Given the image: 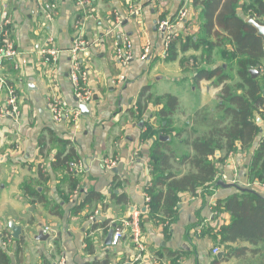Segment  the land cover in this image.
<instances>
[{
	"label": "crops",
	"instance_id": "0c3cea01",
	"mask_svg": "<svg viewBox=\"0 0 264 264\" xmlns=\"http://www.w3.org/2000/svg\"><path fill=\"white\" fill-rule=\"evenodd\" d=\"M79 1L0 0V41L9 27L19 51L1 69L8 85L17 90L19 107L17 115L4 114L7 94L0 89V252L7 255V264H59L61 260L63 264H123L139 255V264H264L263 251L251 254L249 249L256 247L246 242L235 244L248 248L245 256L224 260L225 252L218 258L224 245L218 246L211 234L202 235L203 228L229 223L228 213L213 218L212 205L232 194L233 186L216 189L203 206L200 198L183 196L169 233L164 232L166 225L147 217L145 190L152 178L154 139H144L143 125L149 121L157 129L162 108L153 99L177 96L171 133L185 129L180 136L196 137L201 132L199 124V129L193 128L197 112L212 109L221 91L220 86L208 85L211 80L194 81L197 61L193 58L201 50H182V41L199 31L201 7L193 0H89L85 7ZM250 4L251 0H242L237 7L245 20L251 19ZM181 10L187 11L183 19ZM162 19H171L177 34L173 60L163 54L165 40L157 29ZM78 38L89 43L79 59L93 95L76 120L59 123L53 120L47 99L55 87L67 105H77L69 69ZM125 38L134 49L127 69L113 53L115 41ZM146 42L151 52L142 59ZM51 47L61 50L53 68L42 54L43 48ZM124 74L126 78L120 80ZM139 100L144 105L141 115L135 112ZM61 152L62 158L69 155L71 167L54 166ZM251 153L229 154L222 180L235 174L264 196L263 186H250ZM104 159L117 163L108 168ZM26 183L39 195L25 191ZM76 189L79 195L73 201ZM89 194L91 201L75 209ZM135 210L144 219L146 249L137 248L129 228L119 243L107 245L109 231L122 226ZM12 222L22 227L19 238L13 237ZM216 247L220 251L215 254Z\"/></svg>",
	"mask_w": 264,
	"mask_h": 264
},
{
	"label": "trees",
	"instance_id": "16d2710c",
	"mask_svg": "<svg viewBox=\"0 0 264 264\" xmlns=\"http://www.w3.org/2000/svg\"><path fill=\"white\" fill-rule=\"evenodd\" d=\"M241 1H192L201 7L199 31L182 41V50H201L200 56L193 58L197 61L193 77L196 83L206 79L221 87L215 108L197 112L195 124L201 126L200 134L183 138L180 135L185 129H177V134L172 135L171 116L179 100L171 94L153 99L155 104L162 105L157 114L158 128L149 121L143 125L144 139H154L150 153L152 178L145 190L149 197L147 217L166 225L165 233L179 217L183 196L200 198L203 206L222 187V169L231 153L252 151L248 177L252 183L264 184V38L249 20L239 16L237 7ZM247 9L258 23H264V0H251ZM175 41L169 48V60L177 57ZM251 70H258L259 74L254 76ZM143 111L139 100L135 112L141 115ZM161 136L170 138L165 141ZM181 145L184 151H177ZM62 155H57L54 166L71 167L69 155ZM24 190L39 195L30 184L26 183ZM89 195L75 209L90 202ZM212 211L214 219L223 213L230 215L228 224L224 221L218 227L202 230V235L211 234L217 245H224V260L245 256L248 248L235 246L242 242L256 247L249 249L251 254L263 251L264 255L263 195L252 188L234 187L232 194L212 205ZM7 260V255L0 252V262L7 264Z\"/></svg>",
	"mask_w": 264,
	"mask_h": 264
},
{
	"label": "built area",
	"instance_id": "2783aa9c",
	"mask_svg": "<svg viewBox=\"0 0 264 264\" xmlns=\"http://www.w3.org/2000/svg\"><path fill=\"white\" fill-rule=\"evenodd\" d=\"M165 1V0H161ZM90 3L89 0H80L79 5L84 6L87 3ZM140 10V6L134 10L137 13ZM6 14V13H5ZM187 14L186 10H181L179 12L180 19H183ZM80 22V21H79ZM78 22V25H80ZM117 26L121 25V18L118 17L116 19ZM7 24H10V21L7 20ZM157 29L161 32L164 36L165 40V49H164V56L169 55V48L170 45L174 42L177 37L176 31L173 28V21L171 19H162L157 22ZM88 42L82 41L78 38L76 41L75 47L72 49V59L71 65L69 69V78L71 81V85L74 90V95L76 99V106L71 107L67 105L62 97L58 94L55 87L51 88L47 99V106L52 114V118L55 122H62V121H70L76 120L78 116L82 113L86 104L92 98V91L88 86L87 83V73L82 68V64L79 59V52L88 49ZM151 52V44L146 42L143 47V54L142 59H146V57ZM61 50L57 47L51 48H43L42 54L45 56V61L48 64L49 68H53L56 66L59 60V55ZM114 57L119 65L123 69H127L134 59V49L133 43L129 38H125L123 42L115 41L114 49H113ZM19 54L15 43L12 41L10 36V28H6L3 32L2 39L0 41V89L5 90L7 94L6 104L7 107L3 110V113L8 116H14L19 113L18 107V93L15 87L8 85L7 80L1 73V69L4 65V62L10 58H15ZM126 75H121L120 80H124ZM146 127L143 126V132H145ZM116 160L113 159H104V164L108 168H112L116 165ZM264 187V184H262ZM79 195V190L76 189L73 194L72 200L75 201ZM147 202L149 201V197L145 194ZM79 201V200H78ZM76 201V202H78ZM93 218V217H92ZM141 219L142 213L139 210H135L130 219L124 221L122 226H116L114 229L112 243L116 245L120 242L122 236L124 235L125 229L129 228L131 232V237L134 243L136 244L137 248L141 251L146 249V242L143 234V229L141 226ZM49 228H45L47 231ZM220 251L219 247L213 249L214 253H218ZM141 256L128 260L123 264H139ZM64 261L61 260L59 264H63ZM183 264V263H181Z\"/></svg>",
	"mask_w": 264,
	"mask_h": 264
},
{
	"label": "water",
	"instance_id": "95a60500",
	"mask_svg": "<svg viewBox=\"0 0 264 264\" xmlns=\"http://www.w3.org/2000/svg\"><path fill=\"white\" fill-rule=\"evenodd\" d=\"M250 23H252L258 30V35L263 36L264 38V23H258L253 17H251V19L249 20ZM251 73L256 76L259 74L258 70H251ZM167 138L166 136H161V139H165ZM219 184L222 187H237L239 189H249V188H244L241 186H238L236 184H232V183H226L224 180H220ZM10 228L12 230V234L14 238H19L20 235L22 234V227L20 225L15 224V222H12L10 224ZM44 230L42 229L40 231V236H42ZM113 233H114V229H111L107 235V239H106V244L110 245L112 243V237H113ZM224 255V251H220L217 256L218 258H222Z\"/></svg>",
	"mask_w": 264,
	"mask_h": 264
},
{
	"label": "rangeland",
	"instance_id": "374dc122",
	"mask_svg": "<svg viewBox=\"0 0 264 264\" xmlns=\"http://www.w3.org/2000/svg\"><path fill=\"white\" fill-rule=\"evenodd\" d=\"M261 21H264V18H262V20ZM175 41V40H174ZM218 58V57H217ZM189 66V65H188ZM262 71L264 72V66L262 67ZM208 83V85H214V84H212V82L211 81H208L207 82ZM219 99H217L216 100V103H214L213 104V106H212V109L213 108H215V106H216V104H217V101H218ZM209 109V108H208ZM177 119H179V121H181L182 119H181V117H180V114H178L177 113ZM183 121V120H182ZM194 125H193V128H197V129H199L198 128V124H195V123H193ZM202 128H200V130H201ZM167 137V136H166ZM169 137H167L166 139H168ZM170 146V145H169ZM178 150L177 151H184V149H185V147L184 146H180V148L178 147L177 148ZM227 164V163H226ZM227 181H229V182H227ZM225 182L226 183H232V184H236V185H238V186H241V187H244V188H248V186H246L247 184L246 183H244V184H242L241 182H240V180L237 178V175H235L234 174V176L232 175V177L230 176V178L229 179H226L225 180ZM253 185H259L257 182L256 183H253L252 185H250V186H253ZM262 186V185H261ZM220 248V247H219ZM214 253V252H213ZM216 254V253H215Z\"/></svg>",
	"mask_w": 264,
	"mask_h": 264
}]
</instances>
